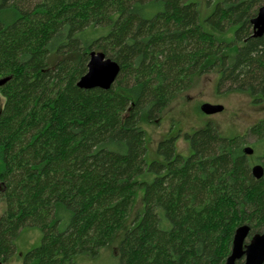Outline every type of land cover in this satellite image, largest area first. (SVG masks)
<instances>
[{"label": "trees", "instance_id": "1", "mask_svg": "<svg viewBox=\"0 0 264 264\" xmlns=\"http://www.w3.org/2000/svg\"><path fill=\"white\" fill-rule=\"evenodd\" d=\"M262 6L0 0V80L10 78L0 86V264L32 228L42 241L22 264H76L122 231L120 264H225L239 227L261 234L264 175L252 168L264 170V120L247 134L252 155L243 137L209 125L188 136L189 157L169 139L151 163L143 124L212 71L219 91L261 101L264 35L253 37L252 20ZM93 52L120 67L110 90L78 87ZM140 191L143 210L128 225Z\"/></svg>", "mask_w": 264, "mask_h": 264}, {"label": "rangeland", "instance_id": "2", "mask_svg": "<svg viewBox=\"0 0 264 264\" xmlns=\"http://www.w3.org/2000/svg\"><path fill=\"white\" fill-rule=\"evenodd\" d=\"M203 4V2H202ZM202 7V5H201ZM202 17L208 16L214 6H205ZM219 73L212 71L196 76L192 86L177 96L163 111L157 122L143 124L146 133V161H162L158 153L161 142L174 139L176 152L183 157L192 154L188 136L199 130L213 126L222 137H243L245 147H251L255 138L247 136L252 127L264 120V98L256 102L252 95L246 92L219 91ZM5 100L0 94V109ZM204 104L223 106V111L213 115L204 114L201 107ZM143 191L138 193L136 202L129 215L128 225L143 210ZM5 211L4 200L0 201V217ZM125 231L117 234L114 240L99 251L95 257L78 256L76 264H120L119 249ZM42 232L37 228L25 229L16 241V253L8 264H22L26 253L40 246Z\"/></svg>", "mask_w": 264, "mask_h": 264}, {"label": "water", "instance_id": "3", "mask_svg": "<svg viewBox=\"0 0 264 264\" xmlns=\"http://www.w3.org/2000/svg\"><path fill=\"white\" fill-rule=\"evenodd\" d=\"M254 38H261L264 35V6L257 16L252 20ZM120 73V67L114 61L107 59L103 53L91 54L87 73L79 80L78 87L83 90L102 89L110 90L115 84ZM10 78L0 80L3 86ZM223 106L204 104L201 111L207 115H213L223 111ZM251 147L245 148L247 155L253 154ZM252 174L256 179L264 175L263 167L259 164L253 166ZM250 238V239H249ZM249 239V240H248ZM264 264V231L250 237V227H239L234 235L233 246L230 256L225 264Z\"/></svg>", "mask_w": 264, "mask_h": 264}]
</instances>
